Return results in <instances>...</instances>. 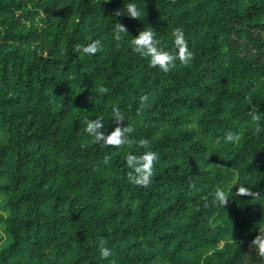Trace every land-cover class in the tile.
I'll return each mask as SVG.
<instances>
[{
  "label": "trees",
  "instance_id": "obj_1",
  "mask_svg": "<svg viewBox=\"0 0 264 264\" xmlns=\"http://www.w3.org/2000/svg\"><path fill=\"white\" fill-rule=\"evenodd\" d=\"M131 2L138 19L113 16L129 0H0V264H264V0ZM148 27L167 50L182 28L192 61L151 67L130 44ZM94 119L127 143H96ZM146 150L152 183L133 185Z\"/></svg>",
  "mask_w": 264,
  "mask_h": 264
},
{
  "label": "clouds",
  "instance_id": "obj_2",
  "mask_svg": "<svg viewBox=\"0 0 264 264\" xmlns=\"http://www.w3.org/2000/svg\"><path fill=\"white\" fill-rule=\"evenodd\" d=\"M121 15L138 19L141 15L140 9L131 0L127 6H124L114 12V17H119ZM113 28V39L117 42L121 40V34L127 32L124 25L116 22L112 23ZM155 32L151 27L143 29L138 32L135 37H132L130 44L132 51L135 53L146 57L149 59V64L153 68H159L163 72L170 71L171 68L175 67L176 62L183 65H188L193 59V52L189 48L188 41L185 36V32L182 28H175L172 35V50H167L161 47V41L155 36ZM101 46L100 40H95L92 43L83 46L82 51L87 55H94L98 48ZM77 50H81L78 46ZM105 89H101L100 92L103 93ZM114 118L117 124L123 121V117L119 110L113 109ZM104 123L102 119H94L86 122L85 131L94 138L95 142L104 146H120L127 143V136L125 132L131 133L132 129L129 127L127 129L117 126L110 134L105 135ZM226 143H236L239 141L240 137L238 134L228 131L222 138ZM218 143L220 140L217 141ZM145 148H147V141L143 140L140 142ZM158 160V156L153 151H144L142 155L129 154L126 157V163L129 168L132 169L133 175L129 177L130 182L133 185L148 187L152 183L153 167L154 163ZM107 162V158H106ZM233 197H238L241 195L258 197L257 193L252 192L247 187H238L235 194L231 193ZM211 196V204L216 207L224 208V206L231 199L223 188H217ZM204 207L209 206V197H204ZM252 249L255 253L264 259V232L259 231L258 235L253 239L251 243ZM99 254L102 258L107 259L112 256V249L106 247L104 244L99 246Z\"/></svg>",
  "mask_w": 264,
  "mask_h": 264
}]
</instances>
